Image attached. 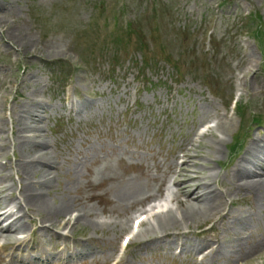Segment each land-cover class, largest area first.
Returning a JSON list of instances; mask_svg holds the SVG:
<instances>
[{
  "label": "rangeland",
  "instance_id": "rangeland-1",
  "mask_svg": "<svg viewBox=\"0 0 264 264\" xmlns=\"http://www.w3.org/2000/svg\"><path fill=\"white\" fill-rule=\"evenodd\" d=\"M117 1L0 0V137L7 141L4 147L11 164L20 158L24 163L30 162L40 151L38 147L32 150L15 143L18 148L16 146L13 152L17 136H34L47 150L48 160L54 162L57 169H44L39 162L36 173L30 178L43 183V179L52 177L49 187L41 185L37 189L43 190L44 199L53 207L66 205L62 214L53 217L54 226L61 223L60 219L79 211V205L94 215L105 209L109 213L117 211L118 204L109 201L117 202L115 191L120 189L123 180L129 181L130 188H149L152 180L148 170L154 162L160 166L171 162V154L183 144L185 137L192 135L206 115L221 108L220 102L228 100L220 97L216 102L208 99L207 94H231L230 66L246 59L235 47L237 36L232 35L235 22L252 13H257L264 21V0H226L225 3L223 0H134L126 10L125 19L137 20L147 28L146 40L150 47L151 26L159 28V44L180 66V75L176 77L162 58L152 56L150 47L138 51V41L140 38L143 42V36H133L129 31L124 41L129 48L116 65H111L113 53L107 49L100 51V47H95L91 53L84 54L92 45L89 34L96 29V24L102 23L96 19V15L101 16L97 5L103 3L109 7ZM208 27L213 29L211 37L218 42L211 52L209 38L203 32ZM183 28L181 34L176 32ZM242 38L247 37L241 35L238 40ZM249 42L253 43L251 38ZM256 51L250 55L258 58L260 54L258 56ZM85 56L91 65L87 66ZM143 59L151 62L138 75L143 69ZM58 62L75 65V72L66 81L70 80L69 86L64 90L54 77ZM259 68L254 77H249L248 97L243 95L244 102H251L246 107L247 123L264 110V93L258 95L264 86V78L258 77ZM135 78H143L145 83L135 82ZM173 87L178 89V94L171 93ZM65 97L68 100H64ZM22 107L29 111V125L36 127L39 137L29 132L20 133L22 124L17 126L19 118L14 117V113L20 114ZM219 113L222 114V109ZM231 119L230 130L223 136L217 134L218 141H224L222 145L227 149L242 128L237 115ZM259 131L255 128L250 135ZM222 145L214 148L221 149ZM214 148L201 145L199 161ZM155 155L157 159L153 158ZM118 157L133 167L140 164L142 169L132 171L133 168L118 164ZM226 158L222 156V161ZM103 159H106L104 163ZM250 160L264 166V155L259 147ZM0 161L4 163L3 159ZM102 163L107 166L105 175L113 178L104 184H100ZM7 173L10 178L14 176L12 170ZM125 191L123 189L122 193ZM104 192L108 193L107 203L102 200ZM126 201L120 215L129 208L124 206ZM205 204L209 210V203ZM38 216L43 218L42 214ZM92 222L84 219L73 225L72 220L67 227L71 226L73 233L83 232L84 237L91 233L92 240L87 245L93 251L100 254L102 250L110 251L116 240H108L115 235L114 226L92 231L88 228ZM151 234L155 232L149 234L154 237ZM255 234L257 238L264 237V224L255 228ZM155 257L153 263L152 258L145 255L138 264H178ZM87 261L77 264L103 262L101 257ZM128 261L134 264L136 259L128 258Z\"/></svg>",
  "mask_w": 264,
  "mask_h": 264
},
{
  "label": "bare ground",
  "instance_id": "bare-ground-1",
  "mask_svg": "<svg viewBox=\"0 0 264 264\" xmlns=\"http://www.w3.org/2000/svg\"><path fill=\"white\" fill-rule=\"evenodd\" d=\"M24 107L21 108V113L19 115H16L19 120L18 123L22 124V131L20 133H33V135L39 137V132L35 128L30 127V122L28 120L30 114L29 111L22 110ZM232 126V122L230 120L224 121V120H218L213 129L210 130V133L213 134L214 132L221 134L222 136L228 132L230 127ZM36 138L34 136H28V137H23L20 136L17 139V143L19 145H27L28 149H34L36 147L40 148L42 150L41 155L34 157L36 158L33 162L25 164L22 161L19 162L18 164V169H16V172L22 177L23 180L29 179L30 176H33L36 173L38 163L40 162V165L45 168H50L54 167V163L48 160V155L46 151L44 150L43 146L39 145L36 146L35 140ZM220 141L217 142L219 144ZM23 145V146H24ZM40 150V151H41ZM217 150L214 151V154H217ZM191 155H189L188 152H185V157L189 158ZM191 158V157H190ZM117 162L120 165H129L122 160V158H117ZM40 166V167H41ZM184 173L188 174V181L192 179V175H196L194 170H191L193 167L192 161H187L186 164H184ZM56 167H54L55 169ZM250 168H254V164L250 162V160L244 159L241 162V172L239 174H232V179L236 180L238 177H240L243 181L238 184V187L241 191H247L248 193H253L256 195V198L258 201L263 205L264 204V179L263 175L256 174L254 172L248 171ZM107 170V166H104L102 169L101 173V179H100V184H104L112 180L113 178L105 175V172ZM4 171L3 168L0 167V174ZM44 178V176H40V179ZM241 181V180H240ZM50 183V182H49ZM49 183L45 184V188L49 187ZM120 183V182H119ZM89 184V182H88ZM129 182L123 180L120 183V189L115 191V196L117 197V203L118 207L119 205H123V202L125 200H132L136 196L137 197H143L147 195L148 191H144L143 189L145 187H140L136 186L135 188H130L128 187ZM29 188H32L30 184H26L25 187L21 188V196L22 200L24 201V204L28 210H31L32 213H35L36 215L42 214L43 219L40 220V224H45L47 222H54L53 217L57 218L56 216L58 214H62L66 210L65 204H61L60 207L55 208L49 203L46 202L44 199V193L41 191L36 195V194H31L27 190ZM109 189L112 190V187ZM126 189L127 191L122 193V190ZM3 191L0 190V202L3 200ZM186 201V206L180 214H178L175 217V214L170 210H166L165 213H160L156 219L158 223L159 230H162L166 226L170 225H179L183 220H186L187 218L192 219L194 217L193 211L196 215L200 213V210L197 209L198 205L201 204L203 201V196L200 194H197L194 199L191 198V195H185ZM102 200L104 203H107L108 200V193L104 192L102 195ZM195 200V203L189 204V201ZM87 214L88 212L85 210V208L82 206L80 209V214H77L75 216L74 223L75 225L80 224L81 221L84 219L87 220ZM13 217L12 213L6 212L4 209H0V224L4 222L6 219H11ZM32 221V219H30ZM126 223L122 226V229L125 227ZM96 225L89 223L88 228L90 229H95ZM243 227V224H240L237 227V231L241 230ZM148 229V228H147ZM166 230V229H165ZM146 231H142L140 233H137L135 237H141L143 234H145ZM17 233V231L10 225L4 227L3 229H0V240L4 242L6 246H13L17 244L19 241H17L14 238V235ZM19 240V239H18ZM236 255H240L239 253H236Z\"/></svg>",
  "mask_w": 264,
  "mask_h": 264
}]
</instances>
